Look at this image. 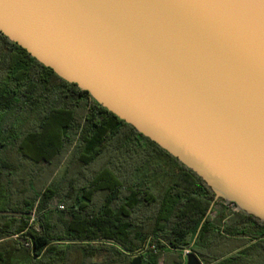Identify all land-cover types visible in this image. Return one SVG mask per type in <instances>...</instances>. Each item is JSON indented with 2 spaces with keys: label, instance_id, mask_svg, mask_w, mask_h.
Returning a JSON list of instances; mask_svg holds the SVG:
<instances>
[{
  "label": "trees",
  "instance_id": "16d2710c",
  "mask_svg": "<svg viewBox=\"0 0 264 264\" xmlns=\"http://www.w3.org/2000/svg\"><path fill=\"white\" fill-rule=\"evenodd\" d=\"M215 197L0 32V211L35 214L0 216V264H264V223Z\"/></svg>",
  "mask_w": 264,
  "mask_h": 264
},
{
  "label": "water",
  "instance_id": "95a60500",
  "mask_svg": "<svg viewBox=\"0 0 264 264\" xmlns=\"http://www.w3.org/2000/svg\"><path fill=\"white\" fill-rule=\"evenodd\" d=\"M0 32L264 223V0H0Z\"/></svg>",
  "mask_w": 264,
  "mask_h": 264
},
{
  "label": "built area",
  "instance_id": "2783aa9c",
  "mask_svg": "<svg viewBox=\"0 0 264 264\" xmlns=\"http://www.w3.org/2000/svg\"><path fill=\"white\" fill-rule=\"evenodd\" d=\"M224 205H225L230 211H232V212H238V211H239L237 205H236L235 203H233V202H232V203H224ZM150 248L153 249V250H156L155 245L150 246ZM190 252H191V251H190V250H187V249L183 250V255H184V257L186 258L187 255H188Z\"/></svg>",
  "mask_w": 264,
  "mask_h": 264
},
{
  "label": "crops",
  "instance_id": "0c3cea01",
  "mask_svg": "<svg viewBox=\"0 0 264 264\" xmlns=\"http://www.w3.org/2000/svg\"><path fill=\"white\" fill-rule=\"evenodd\" d=\"M234 250H238V248L235 247ZM163 257H166L165 258V263H161V264H174L175 257H173V256H163ZM203 264H205V263L203 262Z\"/></svg>",
  "mask_w": 264,
  "mask_h": 264
},
{
  "label": "rangeland",
  "instance_id": "374dc122",
  "mask_svg": "<svg viewBox=\"0 0 264 264\" xmlns=\"http://www.w3.org/2000/svg\"><path fill=\"white\" fill-rule=\"evenodd\" d=\"M225 203V201L221 200L218 202L215 210H216V215L221 211L222 207H221V204ZM175 264V263H174ZM184 264H186V261L184 260ZM244 264V263H242ZM252 264H254V262H252Z\"/></svg>",
  "mask_w": 264,
  "mask_h": 264
}]
</instances>
